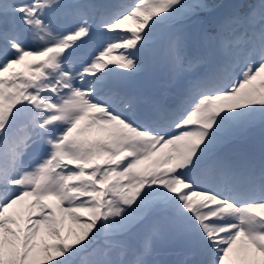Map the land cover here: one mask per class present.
Instances as JSON below:
<instances>
[{
	"label": "snow or ice",
	"instance_id": "snow-or-ice-1",
	"mask_svg": "<svg viewBox=\"0 0 264 264\" xmlns=\"http://www.w3.org/2000/svg\"><path fill=\"white\" fill-rule=\"evenodd\" d=\"M0 264H264V0H0Z\"/></svg>",
	"mask_w": 264,
	"mask_h": 264
}]
</instances>
